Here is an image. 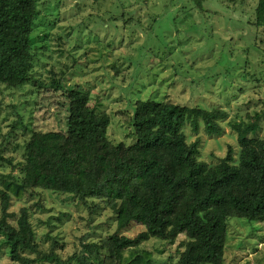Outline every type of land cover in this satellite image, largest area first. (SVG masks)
I'll use <instances>...</instances> for the list:
<instances>
[{"label": "trees", "instance_id": "16d2710c", "mask_svg": "<svg viewBox=\"0 0 264 264\" xmlns=\"http://www.w3.org/2000/svg\"><path fill=\"white\" fill-rule=\"evenodd\" d=\"M38 1L0 0V85L7 88L35 83L32 33ZM206 1L186 0L172 20L194 9L202 17L203 29L209 18L232 23L230 14L237 17L235 22L246 29L244 36L252 42L264 33V0H219L222 12ZM151 2L143 0L148 7ZM158 2L165 11L173 5L172 0ZM134 20V16L126 18L119 33H130ZM224 36H216L222 44L220 54L234 41L231 33ZM209 37L212 41V34ZM247 47L249 52L263 51L259 45ZM220 61L221 57L215 59ZM38 86L61 90L65 124L72 132L37 130L23 124L16 112L10 130L22 124L27 134L21 146L23 160L18 163L20 175L0 173V237L13 262L153 264V253L139 247L143 241L156 238L173 242L184 234L178 264H224L228 219L264 222V137L248 134L256 128L258 112L250 122L229 121L237 134V157L228 145L226 154L209 164L197 157L199 138L187 142L183 126L189 124L196 132L201 122L206 134L220 135V120L227 117L221 108L137 99L131 114L123 111L117 115L131 129L133 146L115 145L107 136L110 115L89 105L88 90L78 83L65 85L56 78ZM2 108L0 99V111ZM0 160L14 165L10 157L0 154ZM38 189L71 194L75 204L90 208L91 214L108 208L114 213L116 230L97 241L82 238L79 250L65 258L58 252L63 244L56 238L47 250H41L28 206L19 208L15 225L9 222L15 215L9 211L11 199H22ZM132 222L143 225L144 230L133 237L120 234Z\"/></svg>", "mask_w": 264, "mask_h": 264}, {"label": "rangeland", "instance_id": "374dc122", "mask_svg": "<svg viewBox=\"0 0 264 264\" xmlns=\"http://www.w3.org/2000/svg\"><path fill=\"white\" fill-rule=\"evenodd\" d=\"M151 1L150 7L143 0L38 1L32 33L35 83L19 89L0 85L4 106L0 111V154L12 158L14 164L0 160V173L20 175L18 163L23 160L21 146L27 134L22 124L10 130L16 112L29 127L71 134L72 127L65 124L61 90L38 86L52 78L65 85L78 83L89 91V105L110 115L107 136L115 145L133 146L131 129L117 115L123 111L131 114L135 101L147 98L205 109L218 107L227 112V117L220 120V135L206 134L201 122L196 132L189 124L183 126L187 142L199 138L197 157L209 164L217 163L228 145L237 157V134L229 127V121L250 122L258 112L256 128L248 134L264 137V33L251 38L255 43L252 42L244 36L246 29L235 22L237 17L230 14L232 23L209 18L202 29V17L194 9L181 12L174 22L172 17L186 0H172L173 5L166 11L159 0ZM206 2L212 9L224 11L219 0ZM129 16H134L133 28L130 33L126 30L120 34ZM228 33L234 41L220 54L222 44L216 36L224 34L225 38ZM250 45H259L263 51L249 52ZM219 57L221 61L216 63ZM21 206L29 207L40 249L47 250L52 238H56L63 244L58 249L63 258L79 250L82 238L97 241L116 230L111 210L103 207L91 214L90 208L77 206L71 194L38 189L22 199L12 198L9 211L15 215L9 222L13 225ZM142 230L143 225L132 222L120 234L133 237ZM184 239V234L173 242L149 238L139 247L153 253V264H178ZM6 252L0 237V264H17ZM224 264H264V222L228 219Z\"/></svg>", "mask_w": 264, "mask_h": 264}]
</instances>
